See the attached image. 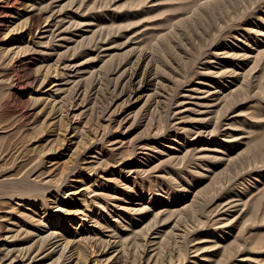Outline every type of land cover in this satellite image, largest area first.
<instances>
[{"label":"rangeland","instance_id":"374dc122","mask_svg":"<svg viewBox=\"0 0 264 264\" xmlns=\"http://www.w3.org/2000/svg\"><path fill=\"white\" fill-rule=\"evenodd\" d=\"M80 1L28 0L24 9L18 0H9L10 15L0 7V67L8 64L11 68L10 79L0 87V98L9 100L2 107L3 116L30 111L35 98L39 107L50 109L46 97L59 84L56 79L48 83L51 75L40 83L19 72V57L25 54L32 68L42 72L39 51L20 52L27 37L37 41L44 35L39 30L31 36L25 32V12L33 8L31 2L64 6L61 17H90L73 27L72 40L93 33L96 37L100 29L114 31L93 48L92 56L98 58L88 66H78V73L85 77L111 54L113 61H119L126 49L142 47L154 52L168 76L167 106L159 120L147 100L153 87L138 100L134 97L120 105L122 98L114 103L110 110L116 111V119L108 128L114 137L92 141L76 155L59 185L46 191H58L60 204L55 205L52 196L47 198L46 216L55 214V222H45L48 229L40 235L76 226L79 210L87 203L94 215L87 224L96 228L91 234L118 245L119 249L114 246L107 251L112 257L125 245L136 252L145 247L146 260L137 264H264V0H83L78 6ZM182 18L186 20L180 22ZM50 115L56 121L53 127L61 121L57 131H64L66 120ZM151 117L156 127H148ZM54 143L60 150L50 154L51 161L45 160L46 167L62 165L70 153L68 139L63 148L59 138ZM101 146L109 168L87 173L92 167L91 151ZM93 192L98 194L95 199ZM182 206H186L183 211ZM176 231L187 233L184 240L177 239L182 244L173 241ZM161 239L170 241L167 250L174 245L181 248L182 256L176 253L165 256L163 263L154 261ZM45 253L33 252L32 260L24 264H45ZM119 254L123 260L127 257ZM67 256L68 252L59 261L67 263ZM110 260L105 264H111Z\"/></svg>","mask_w":264,"mask_h":264},{"label":"bare ground","instance_id":"6f19581e","mask_svg":"<svg viewBox=\"0 0 264 264\" xmlns=\"http://www.w3.org/2000/svg\"><path fill=\"white\" fill-rule=\"evenodd\" d=\"M18 1V4L26 9L24 6L28 0ZM8 2L9 0H0V7L4 9L7 15H10L12 6L8 5ZM82 3L84 4L85 2H83V0L80 1L78 6H82ZM52 4L53 3L49 4L48 2L43 5H36V3L31 2L30 6H33V8L25 12L26 21L24 29L26 34L31 36L34 31L39 30V32L44 35L37 41L32 39L33 37L30 39L27 37L20 52L39 51L41 53L39 57H41V61L43 62L42 72L32 68V64L27 60V54H25L24 57H19V72L27 80L44 83L51 75L52 77L49 79L48 83L53 82L55 79L59 81V84L56 82L58 85L55 87V90L51 89L46 97L49 100L48 105L50 109L44 105L39 107V99L35 98L34 102H32L34 106L30 111H20L16 116L12 113L11 117L5 118L3 116L2 107L5 106V104H7L6 102L9 100L4 96L0 98V264H24L26 259L33 258V252L43 251L46 252L43 256V259L47 261L45 264H105V261H109L110 259L109 263L111 264H137L144 262L146 260L143 258L145 247L143 250L136 252V250H127V246L124 248L125 245H123V249L121 247L119 252L121 251V255L124 257L127 254L124 260L121 259L120 254L117 255L119 252L113 257L112 255H107L109 254L107 251L110 248L115 246V250L119 249L118 245H113L114 242L110 243L111 241L108 239H103L101 241L100 236L97 237V235L91 234L95 233L94 230L96 228L87 224L88 221L94 217L92 214L93 208L89 207L91 209H88V207H86L87 203L79 210L80 215L77 216L76 223H74L77 224L76 226L73 225L74 227H71L65 232L59 233L58 231H51L46 233L45 236L40 235L42 231L48 229L46 223L52 225L55 222L53 219L55 214L50 217L46 216L48 213L47 198L52 196V202H56L55 205L60 204L58 191L54 194L51 192L47 194L46 191L49 188L59 185L58 182H61V179H63V174H66L68 169H71L72 164L75 162L76 155L90 146L92 141L104 139L107 142L114 137L111 135V131L108 130L109 126H111V122L116 119V111L110 110L114 103L122 98L120 105L130 102L134 97L138 100L144 94L145 90H148L149 87L150 89L153 87V91L150 93L147 92V100L150 101V106L153 105V108L151 107L152 111H154L153 114L160 120V118L165 116L164 111L167 106L166 99L168 100V98H166L168 94L164 91L168 84L165 81L168 79V76L161 70V65L159 64V60L155 58L154 52L147 51V48L126 49V51H128L119 61H113L114 55L111 54L109 58L107 57L108 59H103L104 62L98 68L96 67V70H94L95 68L93 71L90 70L89 76L87 75L85 77L82 73H78L80 71L78 66H88L87 63H92L95 58H98L96 55L92 56V50L98 45L99 40H102L103 36H111L114 31L111 34L109 28L105 29L106 32L100 29L96 37L93 33L92 36H80V39L75 38L72 40L73 34H71V30L73 27L79 26L83 20L90 17H61L62 12H64V6H52ZM184 20L186 19L182 18L179 21L182 22ZM42 21H44V25L41 24ZM97 24H100V22ZM54 40H56V43ZM160 41L161 39L157 40V43L159 44ZM41 46H43V48H41ZM85 56L88 57L85 58ZM12 57L14 56H11V58ZM80 58L84 59L81 60ZM117 72H119V74L113 77L112 74ZM10 76L11 68L8 64L0 67V87L5 84V81L10 79ZM173 80H176V78H173ZM88 109H90V111H87ZM51 113L54 114V116L55 114L58 117L60 116L59 119L66 120L63 123V127L61 125L64 131H57L59 124L62 123L61 121L60 123L59 120L58 126H56L57 128L53 127L54 124L56 125V121H52L53 117L50 115ZM149 113L151 114V112ZM154 115L152 116L154 117ZM13 116L15 118H13ZM10 120L15 122L11 123ZM119 121L120 120H118V122ZM148 122V127H156L153 118ZM22 126L25 128H22ZM52 131L54 135L59 138L61 142L59 145H61V147L64 145L66 139L70 141V145H66V149H68L70 153H67L68 158L64 160L62 165L55 167H53V165L52 167L48 165L46 167L45 160L49 159V161H51L52 156H50V154L60 150L58 149L60 146L54 143L58 138H53V136L52 138L50 137L53 135ZM43 132H45L44 137L41 136ZM69 132L73 134L72 137L67 138ZM196 133L197 132H195V134ZM37 141H40V143L37 144L38 149L34 148V144ZM41 142H43V144H41ZM58 142L59 141H57V143ZM73 146L75 147L72 149ZM102 149H105V147L101 146L98 151H91L93 152V155H91L93 156V160L90 162L92 167H90V170L86 171L87 173H98L100 170L102 172L103 169L109 168V161L107 157H104ZM142 164L143 162H141L140 165ZM98 166H100L101 169H98ZM110 171V173H114L113 170ZM93 193L94 197H92L95 199L98 194L95 195L96 193ZM141 199H143V202L144 200H148L146 198ZM104 203H102V205ZM149 204H151V201ZM148 207L149 205L146 206L144 211L142 209L144 216L147 215ZM185 207L186 206H182L179 208L182 210ZM175 211H177V209ZM170 213L168 212V214ZM193 213H195V211ZM196 215L197 214H194L193 217ZM193 217V220L197 219V216L196 219ZM175 218L176 219L173 221L177 220V217ZM186 221L189 222L188 220ZM94 222L101 223L99 219H96ZM174 223L176 226L180 225V223L173 222V224ZM183 225H185V223H183ZM61 227L62 224L60 225V228ZM174 229L177 228L175 227ZM172 233L174 234L175 232ZM186 234L187 233H177L176 231V237L173 235L175 237L173 241L175 243H181V239H179V242H177V239L181 237L184 240ZM162 239L161 241H163ZM166 240L168 239H165L163 242L160 241V247H158L157 256L154 261L165 262L166 260H163L165 256L176 253L178 255L181 248L179 249L178 247V249H176L174 245L171 249L167 250L168 247L166 246L168 243L166 242L170 241ZM120 244L123 243L121 242ZM138 244L141 246L145 245L142 241ZM178 245L180 246V244ZM53 246L55 247L50 250ZM136 246L138 245H135V249L138 248ZM47 249L48 251H46ZM56 252H58V256L53 258ZM67 252V258L70 260H68L67 263L62 262V260L59 261ZM129 254L133 256L131 261L128 260V256L130 257ZM142 259L143 261H141Z\"/></svg>","mask_w":264,"mask_h":264}]
</instances>
